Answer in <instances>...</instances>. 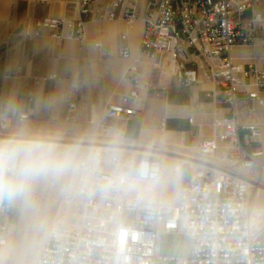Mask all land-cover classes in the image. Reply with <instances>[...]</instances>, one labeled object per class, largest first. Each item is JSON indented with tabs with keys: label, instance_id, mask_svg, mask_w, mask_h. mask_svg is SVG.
I'll list each match as a JSON object with an SVG mask.
<instances>
[{
	"label": "built area",
	"instance_id": "2783aa9c",
	"mask_svg": "<svg viewBox=\"0 0 264 264\" xmlns=\"http://www.w3.org/2000/svg\"><path fill=\"white\" fill-rule=\"evenodd\" d=\"M78 16L28 17L23 34L47 33L56 39L85 37L88 20L121 21L127 27L140 19L139 57L125 69L131 88L117 102L107 103L95 121V138L107 145L78 162L73 185L61 199L46 241L33 264H264V220L253 208L263 150L257 110L264 111V64L238 63L234 46H255L264 37V0H75ZM264 40V38H263ZM117 48L131 56L127 34ZM166 69L182 87L209 83L205 94L222 103L227 114L214 124V135L202 141L189 181L175 203L163 201L153 188L142 198L136 182L154 183L162 173L158 153L120 165L115 146L125 145L128 121L137 114L140 92L149 81L141 59ZM26 112L15 119L25 120ZM165 119L160 120L164 129ZM260 176V175H259ZM153 197L154 199H150ZM8 206L0 199V247L6 245ZM184 232L186 256L160 250L165 234Z\"/></svg>",
	"mask_w": 264,
	"mask_h": 264
},
{
	"label": "crops",
	"instance_id": "0c3cea01",
	"mask_svg": "<svg viewBox=\"0 0 264 264\" xmlns=\"http://www.w3.org/2000/svg\"><path fill=\"white\" fill-rule=\"evenodd\" d=\"M77 16L75 0H0V119L15 120L16 114L26 112L29 120L65 130L95 128V121L103 116L107 103L117 102L131 88L125 69L139 57L140 19L132 27L117 20H88L82 41L56 39L45 32L39 36L23 34L28 17ZM120 33L127 34L129 58L119 55ZM231 57L238 63L264 64V40L260 39L253 50L234 46ZM142 69L149 84L147 90L140 92L139 110L128 121L125 137L144 138L152 151L163 153L161 177L153 185V192L175 203L179 189L189 181L192 172V165L183 156L196 157L198 145L214 135L215 121L228 110L206 96L205 91L212 88L209 83L182 87L172 73L155 68L152 62L148 76ZM162 118L164 129L160 128ZM262 120L264 124V116ZM24 131L27 130L22 131L26 134ZM88 140L70 139L80 144L59 145L81 148V142ZM166 151L169 152L165 154ZM135 153L138 152H128L127 165ZM65 157L75 159L78 155L71 153ZM68 164L72 175L76 168L73 162ZM2 201L10 204L8 199ZM15 204L16 199L12 206ZM11 220L14 221L12 215ZM180 238L184 245L179 254L186 256L189 239L184 232L163 235L161 244L163 240ZM19 256L13 253L11 264H17Z\"/></svg>",
	"mask_w": 264,
	"mask_h": 264
},
{
	"label": "rangeland",
	"instance_id": "374dc122",
	"mask_svg": "<svg viewBox=\"0 0 264 264\" xmlns=\"http://www.w3.org/2000/svg\"><path fill=\"white\" fill-rule=\"evenodd\" d=\"M258 36H260L262 39L263 34L259 33ZM247 47L249 50H253V47L251 46H245ZM236 61V60H234ZM141 66L145 69V75L148 76L149 75V71L151 68V61L147 58H143L142 62H141ZM257 114H258V121L262 124L261 125V138L259 139V141L257 143H255V145L257 146H261L263 152H264V124H263V120H262V116H264V111L262 109H258L257 110ZM263 114V115H262ZM37 123V124H36ZM3 124H8L10 127H12L15 130H27L24 131L26 134H28L30 137H27L29 139H42V140H48L51 142H54L58 145V150L61 153V155L68 161V162H73L74 167L77 168V164L80 160L82 159H92L93 156H95L97 154L96 150H92L91 146L95 145L94 143H92L91 140L88 139H93L96 140L95 138V128L91 127V126H83L79 128V131H72V129L69 130H65V128H57L51 125H47L44 123H40L38 121H32L29 119H25V120H9V121H4L3 119H0V125ZM39 124H41L42 126H40ZM36 126L35 128H31L30 126ZM63 125H66L68 128V125L65 123ZM2 127V126H1ZM0 127V129L2 130V128ZM30 128V129H29ZM5 130V129H4ZM57 130H61V131H57ZM162 132V131H161ZM128 137V136H127ZM70 139H77V140H88V142H81V148H72L71 146L68 145H59L61 143H69L71 144H80V142H74V141H69ZM132 140H145L144 138L139 137L138 139H133V138H129ZM130 141V140H129ZM83 145L88 146V148H84ZM90 146V147H89ZM88 150H91L89 152H86ZM84 151V152H82ZM96 152V153H95ZM75 154L78 155L77 158L72 159L71 157H65V155H69V154ZM100 153L102 159L104 160H108L110 155H108V153H105L103 151L98 152ZM85 155H87V157H85ZM117 155V153H116ZM118 160H119V164L120 165H127V160L122 158V156L117 155ZM139 156L136 154L132 155V158H138ZM131 158V160H132ZM264 158V157H263ZM76 164V165H75ZM264 165V163H263ZM70 168L71 166H67L66 169H64L63 171L60 172H55L54 174H49L48 176L45 177H41V179H46L44 182L46 184L49 185V187L52 189V191L54 192V196L50 199V198H45L44 200L39 199L40 198V194L39 193H33L32 194V201H30V204L28 203L27 199L29 196V193L27 192L24 195L18 196L14 199L9 200L10 204L7 205L8 206V211H7V215L5 216V224H6V235H7V241H6V245L0 247V264H11L12 263V258H13V253H18L20 254V257L24 259H26L27 257L30 256L31 252L34 250V245L33 243L28 242L29 238H31V226L33 225V223L29 224L28 226V232L26 231L25 233H23V235L17 237V225L19 223V221L22 219L23 214L25 212L26 208H30L33 207V209H36V205H38V203L41 201L44 204H48L50 211L48 214V221L49 223L47 224V227L45 228V235L43 237V241L40 244L39 248H35V250H37L35 252V255H33V257L31 256V260L30 263L33 264L34 260L37 258L38 253L40 251V248L42 247V245L44 244V242L47 239V236L49 234V231L52 227V223L54 218L56 217V208L60 205L61 207V199L63 197V195L65 194V192L68 190V188H70L73 183H74V176L76 171H74L72 173V175L70 174ZM263 173H264V167H263ZM259 174V173H258ZM261 176V174H259ZM264 175V174H263ZM259 176V177H260ZM48 179V180H47ZM154 183H146V184H142L141 182H136V189H138L139 191L141 190L143 197L147 199L148 198V194L149 192L146 191H142V186H146V187H151L153 188ZM25 196V197H24ZM34 196V197H33ZM24 198V199H23ZM163 201L167 202L165 200V198H163L162 196L160 197ZM16 199V204L14 206H12L13 201ZM150 199H154L153 197H151ZM261 199V198H260ZM3 200V199H2ZM258 200V204H260V200H259V196L257 197ZM26 201V202H24ZM23 202V203H22ZM260 206V205H259ZM21 211V212H20ZM64 213V216L67 217H72L74 216V211L72 209H66V210H62ZM61 211V213H62ZM67 212V213H66ZM23 213V214H22ZM69 213H71V215H68ZM11 215L14 217V221L11 220ZM19 215V216H18ZM260 219L264 220V216L263 214H261L260 211ZM18 219V220H17ZM16 228V229H15ZM13 230V231H12ZM15 230V231H14ZM47 231V232H46ZM9 234V235H8ZM29 234V235H28ZM21 241V243H20ZM25 242V244H24ZM22 247H20V245ZM24 244V245H23ZM19 245V246H18ZM183 240L180 239H172V240H163V245L161 244L160 250L167 255H180L179 253V248L181 249L183 247ZM20 248V251H19ZM34 250V251H35ZM20 259V258H19Z\"/></svg>",
	"mask_w": 264,
	"mask_h": 264
},
{
	"label": "clouds",
	"instance_id": "9594fccd",
	"mask_svg": "<svg viewBox=\"0 0 264 264\" xmlns=\"http://www.w3.org/2000/svg\"><path fill=\"white\" fill-rule=\"evenodd\" d=\"M68 161L58 145L42 139L18 137L0 141V199H14L29 191L36 179L66 169Z\"/></svg>",
	"mask_w": 264,
	"mask_h": 264
},
{
	"label": "bare ground",
	"instance_id": "6f19581e",
	"mask_svg": "<svg viewBox=\"0 0 264 264\" xmlns=\"http://www.w3.org/2000/svg\"><path fill=\"white\" fill-rule=\"evenodd\" d=\"M0 127L2 128V130L0 129V141H7L10 138L18 137L21 133H23L22 130H15L12 127H10L8 124L0 125ZM89 140H91L92 143L95 144V145L91 146L92 150H96L97 153L100 151L106 152V150H107L106 146L107 145H105L104 142L100 141L99 139H96V140L89 139ZM129 140L130 139H127V142L125 145L115 146V148H114L116 153H121V155H123L122 157L124 159H127V154L130 151H132V152L136 151L138 153H155L154 151H152V149H150L149 145L147 144L148 142L147 143L144 142L145 140L144 141L143 140H130L129 141ZM85 147L88 148V146H85ZM145 149H147V151H144ZM167 152H169V151H166L165 154H167ZM162 154H159L161 156V158L163 157ZM189 157H193V156H188V155L183 156V158L192 165L191 162H193V160H190ZM259 174H261L260 177H259ZM259 174L257 176H255V177H257L258 184H255L254 188L252 189V201H253V208H254L255 212L258 214V216H260V211H261V214H263V216H264V175H263L264 173H263V168H261L259 170ZM45 180L38 178L34 182H32V184L30 185L29 191H28L29 196H28L27 201L29 204H30V201H32V194L33 193H39L40 194L39 199H42V200H44L47 197L52 198L54 196L53 195L54 190L52 191V189L50 188L51 186L49 187V185L44 182ZM258 196H259L260 204H258V200H257ZM24 202H26V201H24ZM35 208L36 209H33V207H31V209L26 208L24 214L22 213L23 214L22 219L19 221V223L17 225V237H19V236L23 235V233H25L28 230L29 224L33 223V225H30L32 227L31 228L32 234H31V238H29L28 242L33 243L34 250H35V248L36 249L39 248L40 244L43 241V237L45 235V230H46L45 228L47 227V224L49 223L48 214L50 211L48 204H44L41 201L38 203V205H36ZM59 213H61L60 205L56 208V214H59ZM68 215H71V213H69ZM20 243H21V241H20ZM24 244H25V242H24ZM21 245H20V247H22ZM34 250L31 252L30 256L24 260L22 257L19 256L18 258H20V259L18 260L17 264H31L30 263L31 256L33 257V255H35V252L37 251V250H35V251ZM19 251H20V248H19Z\"/></svg>",
	"mask_w": 264,
	"mask_h": 264
}]
</instances>
